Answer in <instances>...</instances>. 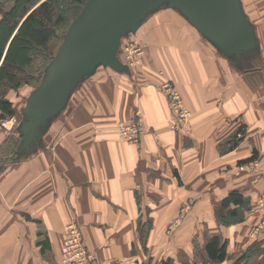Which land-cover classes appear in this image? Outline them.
<instances>
[{"label": "crops", "instance_id": "1", "mask_svg": "<svg viewBox=\"0 0 264 264\" xmlns=\"http://www.w3.org/2000/svg\"><path fill=\"white\" fill-rule=\"evenodd\" d=\"M242 1L261 41L257 64L264 65V0ZM13 4L0 0V21ZM165 10L127 37L143 45L131 72L100 67L84 80L43 147L20 156L14 131L0 126V264H64L71 220L102 264H163L164 254L181 264L185 237L193 261L196 243L204 248L216 235L228 241V254L240 256L213 264H245L263 249L264 231L252 234L264 213L262 172L241 171L238 163L264 166V78L239 69L179 13L186 24H151ZM168 79L192 112L189 132L171 122L161 89ZM34 87L14 89L19 98L9 94L18 112ZM139 118L147 128L141 142L122 139L119 124ZM233 192L241 203H226ZM185 203L193 207L176 231L180 239L165 242Z\"/></svg>", "mask_w": 264, "mask_h": 264}, {"label": "water", "instance_id": "2", "mask_svg": "<svg viewBox=\"0 0 264 264\" xmlns=\"http://www.w3.org/2000/svg\"><path fill=\"white\" fill-rule=\"evenodd\" d=\"M164 8L179 12L239 69L264 78V65L246 68L240 62L248 54L261 55L257 27L242 0H87L21 108L17 125L20 156L44 146L52 122L68 107L80 84L100 67L131 72L122 57L124 40Z\"/></svg>", "mask_w": 264, "mask_h": 264}, {"label": "trees", "instance_id": "3", "mask_svg": "<svg viewBox=\"0 0 264 264\" xmlns=\"http://www.w3.org/2000/svg\"><path fill=\"white\" fill-rule=\"evenodd\" d=\"M35 1L37 0H14L13 6L4 12L0 21L1 118L19 115L12 101L3 95V86L9 85L16 88L20 85L19 72L26 69L33 62V50L46 47L55 32L51 24L53 23L54 8L60 0H44L33 10H30L32 3ZM74 1L84 2L85 4L87 0ZM52 57L53 55L50 60ZM257 61L254 55L248 54L240 62L246 68H256ZM47 64L43 70H45ZM229 201L241 203L243 199L238 192H233L226 203ZM204 250L206 258L201 260L199 264L221 262L227 257V243L217 235L208 239ZM163 264H169V262L166 261Z\"/></svg>", "mask_w": 264, "mask_h": 264}, {"label": "rangeland", "instance_id": "4", "mask_svg": "<svg viewBox=\"0 0 264 264\" xmlns=\"http://www.w3.org/2000/svg\"><path fill=\"white\" fill-rule=\"evenodd\" d=\"M7 2L9 4H11V1H7ZM83 5H84V2H77V1H74V0H66V1L60 0L58 2V4L54 8L53 23L51 24L52 27L54 28L55 32L52 35V37H51V39L48 42V45L46 47H44V48L43 47L35 48L33 50V54H34L33 62L26 69L21 70L19 72V78L21 79L19 87L23 86V85L37 86L39 84V82L42 79V75H43V72H44L43 69H44L45 65L49 62L50 57L57 52L58 47L60 46V44H61V42L63 40L64 33L69 28L72 20L78 15V13L80 12V10H81ZM178 13L179 12H177L175 10L173 11V10L166 9L165 11H162L160 14H157L156 16L154 15V17L151 19V21H152L151 24H186L184 22L183 18H181L182 15L180 16L179 15L180 13L179 14ZM141 46L143 48L142 44H141ZM140 55H138L136 57V59ZM257 65L258 66H255V67L259 68V64H257ZM167 81H170V79H168ZM167 81L165 80L161 84L162 85V88H161L162 90H163V85ZM19 87H16V88H19ZM16 88L10 87L9 85H4L3 88H2L3 95H5L6 98H8L9 94L11 95V97L14 96L16 93H14L13 90L14 89L18 90ZM14 97L19 98L18 95L14 96ZM22 101H23L22 99L18 100L17 101L18 102L17 105L19 106ZM17 114H18V112H17ZM20 117H21V115H20V112H19L18 121L16 123L13 122L12 116H10V117L2 118L3 120L1 119L2 120L1 122L3 124L4 123L7 124L6 126H3V124H0V126H3L5 128V130H9L8 126H10L11 124L14 123L13 125H11L12 126L11 130L14 131L12 133V137H13V148H14L15 153H16L17 145H18V141H19V132H18V129H17V125L19 123ZM130 121H132V120H130ZM130 121L122 122L121 124H119L118 132H119V135H120L121 138H122V136L120 134V127L125 125V124H127V123H129ZM240 139H242V137ZM140 142H141V139L138 142H134V143L139 144ZM242 163H244V161L238 163V168L240 167V165ZM258 163L260 165H262L260 162H258ZM192 207H193L192 204H188V203H185V204H183L181 206L179 215L174 220H172L166 227V231H165L166 232V238L164 240L165 242H168V243L172 242L173 243L174 241L180 239V237H177V236L175 237L176 231L183 224H185L186 222L188 223V219H189ZM263 209H264V207H263ZM263 218H264V213H263V216H262L261 220L259 221V223L262 222ZM230 221H232V220L230 219ZM258 224H256L255 227L253 228L252 234H254V233L258 234V233L261 232L260 231V232L257 233ZM149 225H150V222H149ZM262 231H264V230H262ZM64 238H65V231H64ZM188 239H189L188 237L180 239V247H179V249H180L181 252L179 251V254H178L179 256L178 255L177 256L180 258L181 264H194L195 262H196L195 264H199V262H201V260L199 258V255L204 254L203 253V252H205L204 248L196 243V252H195V258L196 259L194 258V261H195L194 262L192 259L189 258V255H188L187 251H185L184 245H186V242L188 241ZM224 241L227 243V252H228V241L227 240H224ZM63 245H64V240H63ZM237 256H240V252L234 251L231 254L227 253V257L226 258L229 261H233V260L236 259ZM238 260H240V259H238ZM162 261L163 262L168 261L169 264H172V260L170 258L167 259V255L166 254L163 255ZM245 261H247L245 264H264V247H263V249L260 250L259 254L255 255L253 258L250 256V258H248ZM240 263H241V261L238 264H240Z\"/></svg>", "mask_w": 264, "mask_h": 264}, {"label": "built area", "instance_id": "5", "mask_svg": "<svg viewBox=\"0 0 264 264\" xmlns=\"http://www.w3.org/2000/svg\"><path fill=\"white\" fill-rule=\"evenodd\" d=\"M122 48L123 60L127 62L130 67L135 62L136 57L143 52L140 42L135 38L125 39ZM163 92L168 98L170 104L172 112L171 122L173 127L177 130L189 132L188 125L192 112L186 106L183 96L175 82L172 80L165 82L163 85ZM12 120L16 123L18 121V115H13ZM1 124L3 123L1 122ZM6 125V123L3 124V126ZM11 125L8 126L9 130L12 129ZM146 131L147 128L141 118L134 119L120 127V134L122 138L129 142H138ZM239 137H242L241 133H239ZM239 169L241 171L258 169L262 172L261 176L264 179V166H261L258 161L249 160L244 162L240 165ZM260 197L259 205L264 207V191ZM262 230H264V218L257 226V233ZM62 260L64 264H102L99 260L97 252L87 245L83 229L77 220L68 222L65 227Z\"/></svg>", "mask_w": 264, "mask_h": 264}, {"label": "bare ground", "instance_id": "6", "mask_svg": "<svg viewBox=\"0 0 264 264\" xmlns=\"http://www.w3.org/2000/svg\"><path fill=\"white\" fill-rule=\"evenodd\" d=\"M258 68V67H257ZM259 69V68H258Z\"/></svg>", "mask_w": 264, "mask_h": 264}]
</instances>
